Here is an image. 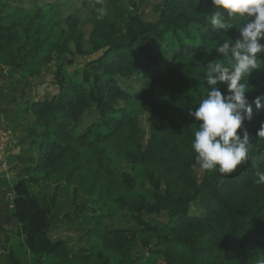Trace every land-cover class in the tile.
I'll return each instance as SVG.
<instances>
[{
    "label": "trees",
    "instance_id": "1",
    "mask_svg": "<svg viewBox=\"0 0 264 264\" xmlns=\"http://www.w3.org/2000/svg\"><path fill=\"white\" fill-rule=\"evenodd\" d=\"M41 1L29 0L27 9L0 0V66L27 72L44 86L26 101L37 156L29 176L14 186L20 243L0 253V264L264 260V184L258 183L264 138L257 135L264 107L254 103L264 96V54L242 81L253 109L244 124L251 143L249 159L234 173L203 169L198 180L192 143L200 122L189 115L206 96L209 62L230 66L214 47L235 40L247 21L214 31L205 15L214 12L211 0H166L156 22L142 20L140 0H86L90 48L99 56L68 77L62 59L85 54V35L72 17L50 24ZM151 39L174 52L171 64L160 67L162 55L148 44ZM148 65L160 67L159 73L134 94L122 81L143 77ZM91 111L98 122L76 132ZM146 113L148 138L141 125ZM117 162H126L128 170H116ZM122 213L134 228L111 229L108 222ZM145 214L164 215L166 222L147 221ZM59 228L73 231L77 241H53Z\"/></svg>",
    "mask_w": 264,
    "mask_h": 264
},
{
    "label": "rangeland",
    "instance_id": "2",
    "mask_svg": "<svg viewBox=\"0 0 264 264\" xmlns=\"http://www.w3.org/2000/svg\"><path fill=\"white\" fill-rule=\"evenodd\" d=\"M29 0H11V4L29 9ZM86 0H42L41 5L45 6L47 20L50 24L57 21L65 23L69 17L74 18L85 35V54L69 56L62 59L65 74L70 77L74 73H79L85 69L86 65L96 60L99 56L92 53L89 36L92 31L89 13L83 8ZM166 0H140L141 18L146 22H156L162 4ZM52 10H49V8ZM153 47H157L162 55L160 67H165L172 62L173 51H165L155 44L153 39L148 41ZM160 67L148 65L143 72V77H134L130 80H123L122 83L134 94L142 93L146 82L156 77ZM27 72L8 70L0 66V227L5 232L0 231V253L15 248L20 243L17 231L21 225L14 217V186L16 183L29 176L32 166L36 163L37 152L31 147V140L35 138L37 132L33 130V117L25 113L26 101L32 100L35 92H42L44 86L36 79L28 77ZM48 80L50 77L48 76ZM34 86V87H31ZM98 122L95 111L89 114L74 127L76 132H82L92 123ZM141 125L146 138L149 134L148 113L141 118ZM102 129L106 128L101 124ZM116 170L127 171L126 162H117ZM196 176L202 180L203 169L196 167ZM201 214L200 211H197ZM147 221L156 220L166 222L164 215L148 216L144 215ZM111 229L134 228L132 218L129 214L122 213L118 218L108 222ZM53 241L65 240L76 242L77 236L73 231L66 228L53 230L51 233Z\"/></svg>",
    "mask_w": 264,
    "mask_h": 264
},
{
    "label": "clouds",
    "instance_id": "3",
    "mask_svg": "<svg viewBox=\"0 0 264 264\" xmlns=\"http://www.w3.org/2000/svg\"><path fill=\"white\" fill-rule=\"evenodd\" d=\"M99 3L100 0H95ZM214 12L209 18L214 31L229 30V21L246 20L239 26V36L223 39L214 47L230 66L221 62H209L205 74L208 85L206 96L189 115L199 123L194 131L192 148L195 159L204 170L222 175L234 173L249 159L250 133L245 121L253 118V109L246 93L248 84L242 82L257 68L258 57L264 54V0H211ZM97 19H103L105 10H97ZM226 85V91L221 90ZM264 96L256 97L257 108L264 107ZM239 133V134H238ZM258 137L264 138V124L258 129ZM264 184V174L258 180ZM264 264V260L258 261Z\"/></svg>",
    "mask_w": 264,
    "mask_h": 264
}]
</instances>
